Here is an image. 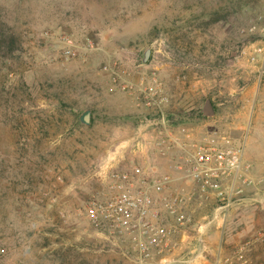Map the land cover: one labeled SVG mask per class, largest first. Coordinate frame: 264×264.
<instances>
[{
  "label": "rangeland",
  "instance_id": "374dc122",
  "mask_svg": "<svg viewBox=\"0 0 264 264\" xmlns=\"http://www.w3.org/2000/svg\"><path fill=\"white\" fill-rule=\"evenodd\" d=\"M237 1L0 0L14 32L0 46V264H145L88 208L115 173L168 172L208 135L243 145L255 199L207 233L205 254L250 241L245 264H264V0ZM194 234L148 264L187 257Z\"/></svg>",
  "mask_w": 264,
  "mask_h": 264
},
{
  "label": "built area",
  "instance_id": "2783aa9c",
  "mask_svg": "<svg viewBox=\"0 0 264 264\" xmlns=\"http://www.w3.org/2000/svg\"><path fill=\"white\" fill-rule=\"evenodd\" d=\"M261 50V49H259ZM155 92V91H154ZM161 140L159 143H162ZM171 170L149 175L135 165L132 173H115L113 191L105 201H92L88 215L95 225L126 236L134 245L138 261L151 263L155 254L175 250L184 242L175 235L192 229L191 250L180 259L162 256L176 264H245V249L251 242L237 244L232 255L208 260L205 236L211 230L224 231L233 206L246 199L245 190L254 187L251 165L244 160L243 145L224 135L201 136L186 145L172 161ZM213 201L210 214L197 217L195 205ZM264 238V227L260 230Z\"/></svg>",
  "mask_w": 264,
  "mask_h": 264
},
{
  "label": "water",
  "instance_id": "95a60500",
  "mask_svg": "<svg viewBox=\"0 0 264 264\" xmlns=\"http://www.w3.org/2000/svg\"><path fill=\"white\" fill-rule=\"evenodd\" d=\"M151 54V49L147 48L144 52L142 61L145 63ZM202 113L206 116H213L215 114V110L213 108L211 100L208 98L205 100L204 105L202 107ZM79 121L84 125H89L91 121V110L85 109L79 116Z\"/></svg>",
  "mask_w": 264,
  "mask_h": 264
},
{
  "label": "trees",
  "instance_id": "16d2710c",
  "mask_svg": "<svg viewBox=\"0 0 264 264\" xmlns=\"http://www.w3.org/2000/svg\"><path fill=\"white\" fill-rule=\"evenodd\" d=\"M239 4H240V6H244V5H246L247 3H249L250 1L249 0H238L237 1ZM13 30H12V28L10 29V30H6V31H3V29H1L0 28V46H2V40H3V38H5V36H9V38H12V37H14V35H13Z\"/></svg>",
  "mask_w": 264,
  "mask_h": 264
},
{
  "label": "crops",
  "instance_id": "0c3cea01",
  "mask_svg": "<svg viewBox=\"0 0 264 264\" xmlns=\"http://www.w3.org/2000/svg\"><path fill=\"white\" fill-rule=\"evenodd\" d=\"M220 239V238H219ZM217 245V244H216ZM218 245H219V248L222 246V241H219V243H218ZM219 252V251H218ZM212 254H214V253H212Z\"/></svg>",
  "mask_w": 264,
  "mask_h": 264
}]
</instances>
